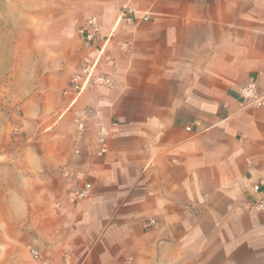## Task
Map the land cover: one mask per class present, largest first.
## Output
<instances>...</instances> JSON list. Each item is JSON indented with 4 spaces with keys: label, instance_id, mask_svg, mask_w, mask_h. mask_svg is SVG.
<instances>
[{
    "label": "crops",
    "instance_id": "crops-1",
    "mask_svg": "<svg viewBox=\"0 0 264 264\" xmlns=\"http://www.w3.org/2000/svg\"><path fill=\"white\" fill-rule=\"evenodd\" d=\"M54 1L0 0V23H38L43 9L52 22ZM72 7L100 18L95 43L77 37L87 60L101 47L113 59L98 68L113 82L77 95L63 93L68 82L70 114L44 128L38 104L55 95L53 51L39 64L31 37L26 62L14 63L0 98V264H264V210L254 207L264 200V0ZM251 77L260 105L240 95ZM80 116L85 128L68 129ZM110 121L117 127L98 156L95 131ZM62 170L89 181V195L68 203Z\"/></svg>",
    "mask_w": 264,
    "mask_h": 264
},
{
    "label": "rangeland",
    "instance_id": "rangeland-1",
    "mask_svg": "<svg viewBox=\"0 0 264 264\" xmlns=\"http://www.w3.org/2000/svg\"><path fill=\"white\" fill-rule=\"evenodd\" d=\"M61 0L54 1L53 7V21L48 22L45 19V9L39 12V22L33 24H2L0 23V98L3 101L6 92V86L8 81L13 77V65L24 64L26 59L23 54L24 49L29 46V43H37V49L39 52V64L45 63V52L49 54V57L53 56V85L55 89V95L53 98H49L48 105L46 104L45 96L38 104L39 107V119L43 121V126L46 128V122H55L53 125L57 126L62 124L70 111L63 108V95L62 89L70 81L72 75L77 72L84 64L89 62V55L84 51L83 42L77 37V27L82 24L89 16L84 17L80 9L72 7L71 2H65L66 6L61 7L59 4ZM84 18V19H83ZM10 31L13 32L12 41L9 39ZM31 33V35H30ZM6 37V38H5ZM8 38V39H7ZM80 40V41H78ZM15 48L14 55L10 54V49ZM17 53V54H15ZM21 53V54H20ZM44 54L41 58L40 54ZM49 60V59H48ZM40 67V66H39ZM48 72V74H52ZM38 80L40 83L46 82V72L38 71ZM49 80V78H48ZM57 89V90H56ZM58 92V93H57ZM44 95L39 90V95ZM2 105V103H1ZM63 108V109H62ZM55 114L53 120L49 115ZM61 113L63 116L58 117ZM48 119V120H47ZM75 117L67 123V128L76 129ZM74 148V147H73ZM76 148L73 149V152ZM75 153V152H74ZM73 181V180H72ZM68 183V182H67Z\"/></svg>",
    "mask_w": 264,
    "mask_h": 264
},
{
    "label": "built area",
    "instance_id": "built-area-1",
    "mask_svg": "<svg viewBox=\"0 0 264 264\" xmlns=\"http://www.w3.org/2000/svg\"><path fill=\"white\" fill-rule=\"evenodd\" d=\"M122 14L133 22L136 12L126 6L122 7ZM140 18L147 19L148 14L140 15ZM102 32V24L100 18L96 15L89 16L81 25L77 27V36L82 39L87 45L95 43ZM126 45V42L124 43ZM103 47L99 49L95 57L84 64L77 72H75L68 85L63 90L64 94L77 95L84 91L90 85H100L109 87L112 85V78L104 72H99L98 68L101 65L111 66L113 65V59L105 58L103 55ZM240 95L244 101L253 103L254 105H260L263 103L262 99L258 96L257 83L254 78H249L248 82L241 88ZM77 131L81 132L85 128V117L80 116L75 119ZM117 127L116 121H110L107 124L103 123L98 126L95 131L94 138V152L100 156L108 150V140L112 134V131ZM190 129V127H187ZM75 154H79L80 149L74 150ZM62 175L67 180V188L65 189V197L68 203L74 204L87 197L92 189V184L89 181H83L81 183L72 182L71 174L68 170H62ZM253 191L260 192L259 184L253 185ZM254 207L262 211L264 210V200H256ZM152 222V220H150ZM31 256L37 258L39 253L35 249H30ZM68 260V256L63 257Z\"/></svg>",
    "mask_w": 264,
    "mask_h": 264
}]
</instances>
